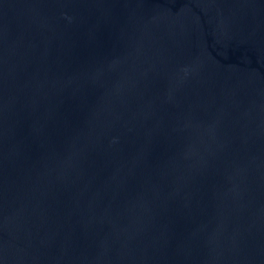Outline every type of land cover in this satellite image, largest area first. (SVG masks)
<instances>
[{"label":"water","instance_id":"obj_1","mask_svg":"<svg viewBox=\"0 0 264 264\" xmlns=\"http://www.w3.org/2000/svg\"><path fill=\"white\" fill-rule=\"evenodd\" d=\"M0 264H264V0H0Z\"/></svg>","mask_w":264,"mask_h":264}]
</instances>
